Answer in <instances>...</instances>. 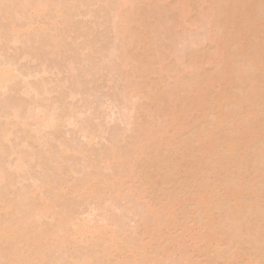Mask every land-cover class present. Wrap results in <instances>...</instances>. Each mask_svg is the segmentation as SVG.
Listing matches in <instances>:
<instances>
[{"label": "rangeland", "instance_id": "rangeland-1", "mask_svg": "<svg viewBox=\"0 0 264 264\" xmlns=\"http://www.w3.org/2000/svg\"><path fill=\"white\" fill-rule=\"evenodd\" d=\"M58 6L60 14L54 12ZM262 64L264 0H0V65L8 66L10 77L0 83V135L6 133L5 141L0 136V228L18 218L21 226L28 221L21 263L143 264L153 258L151 264H264V252L254 259L257 245L239 232L243 221L257 227L264 215V206L246 204L255 196L264 200V181L257 179L264 173L259 136L243 140L248 151H236L230 173L221 148L219 162L212 153H199L186 158L196 162L176 164L162 185L163 199L186 200L164 199L157 213L148 210L153 196L140 177L148 155L177 153L199 131L218 136L214 97L224 113L254 115L242 114L241 126L244 119L264 128ZM14 107L21 108V119ZM47 113L55 126L42 124ZM258 113L263 118L256 123ZM225 130L220 132L231 133ZM20 155L19 174L14 164ZM240 162L247 168L238 183H250L255 194L242 198L245 220L236 222L223 188L237 182ZM194 164L202 168L199 183L207 185L201 193L189 176ZM182 180L184 189L177 188ZM86 182L80 198L73 186ZM204 197L214 203L203 205ZM37 207L44 209L42 219ZM75 219L114 231L125 245L116 252L107 242L111 237L97 233L65 246L54 243L59 224ZM19 243L4 239L0 255L20 253Z\"/></svg>", "mask_w": 264, "mask_h": 264}, {"label": "bare ground", "instance_id": "bare-ground-1", "mask_svg": "<svg viewBox=\"0 0 264 264\" xmlns=\"http://www.w3.org/2000/svg\"><path fill=\"white\" fill-rule=\"evenodd\" d=\"M46 6H48V5H46ZM40 7H41V5H38V6H35L34 7V12H36V14L40 10ZM46 8L43 9L44 12H46V11L48 12V10H46ZM229 9H231V8H228V11H229ZM56 10L57 11L54 10V12L56 14L62 13V9L59 8V6H58V9H56ZM233 12H235V10L234 11L231 10V13H233ZM251 12L252 11H250V14L253 15V13H251ZM229 13H230V11H229ZM225 15H229V17H230L231 14L226 13ZM251 15H248V16H251ZM237 17L239 18L240 15L239 16L237 15ZM254 18H250V19L252 20ZM251 20H249V21H251ZM255 20H252V21L254 22ZM246 23L248 24V22H246ZM251 26H249V28H252ZM246 29H248V27L245 28L244 30H246ZM254 29H255V27H254ZM246 31L247 32L248 31L249 32L250 31L252 32V31H255V30H249L248 29ZM253 34L254 33L252 32V35ZM240 54H241V52H240ZM0 66H1L0 67V83L1 82L4 83L3 81H6L7 79L10 78L9 77V70H8V66L7 67L5 66L6 68L5 67L2 68V65H0ZM262 68H264V65L263 64H262ZM11 77H13V76H11ZM6 88H7V86H6ZM239 88H240V86H239ZM35 90H37V89H35ZM220 102H221L220 97H214L213 103L216 105L215 109L217 110V113H216V118H215V120L213 122V125H214L215 130L217 129L219 131L218 132V136H216V137L213 138V134H214L213 132L209 133L206 130L199 131L195 135V137L192 138L193 140L190 139L191 141H188V144L185 143L184 144L185 146L179 148L177 153H175V152L174 153H171V152L168 151L163 156H160L161 155V151L158 150L156 153L151 154V156L148 155L146 161H144L145 163L143 162V166L141 168L140 177L143 179L142 180L143 183H145V182L147 183L146 185H148V187H149L148 189H150V191L152 192L151 195L153 196V198L150 199V201L147 203L148 204V210L150 211V213H152V214L157 213L156 212L157 209L159 207H161L162 204H164V199L167 200L166 203H168V204H175V203L179 202V200L181 199L180 198L177 201L176 199H178V198H176V197H175L176 199L174 198L175 195H172L174 193L173 190H172L171 195L173 196L174 199L172 197H170V196H169V198H164L163 199V197H165L166 194L164 193V191L162 189V188H164V186H162V185H164L166 183L167 178H169L170 176H172V174H174V172H175L174 170L176 168V164L180 167V166H184L185 164L187 165V163L189 161L196 162V160H194V159H186V158H188L189 156H195V154L196 155L197 154L199 155V153H203L204 156H205V153H212V156H214V160L216 162H219L220 157H221V153L223 152L225 154V157H224L225 160H226V157H228L227 158V160H228L227 163L228 164L226 166V164H225L226 161H227L226 160L225 163H223L225 165V166H223L224 167L223 169H224V171L226 173H230L232 171V167H231L232 164L231 163H232V161H234L233 159L237 156L236 151L238 149H241V150H244V151H248L246 149V144L243 143V140L244 139L251 138V137L257 135V136H259V138H261L262 140H264V128H261V126L259 124H256V123H259V121L264 116L263 117L262 116L260 117L259 115H261V114L258 113V117L260 119L256 120V123H255L258 126H254V127L253 126L251 127L250 125L248 126L246 124L247 122L244 124V122H245V121H243L244 119L243 120L241 119V121L243 123L242 125H246V126H241V124H239L240 123L239 117H241L242 114H245L246 117H251V116L254 117V115H252V113H250L249 111H243V110H240V109L238 111L236 110L235 112H233L231 114L230 113L229 114L224 113L222 111V105L220 104ZM239 102L240 101H237L238 105L241 107V104L242 103L241 102L239 103ZM250 104H251V106L253 108L256 107V105H257L255 103V101L254 102H250ZM14 108H15V110H14L15 113H13V114H14L15 117H17L19 115V113L21 112L20 111L21 108L20 109L18 107H14ZM42 109H43V106H42ZM42 109L40 108V110H42ZM45 110H46V108H45ZM44 111H41V112L44 113ZM256 111L259 112V109H257ZM52 112H53V110H52ZM50 113L49 114L47 113L46 115L45 114H42L44 116V119H46L45 120L46 123L43 122L42 124L43 125L46 124V126H49L50 125L52 127V126H55L54 125L55 124L54 123V120L55 119L53 120V118H55V117H53L52 115H50ZM15 114H17V115H15ZM49 115L51 117H53V118L49 117ZM256 116H257V114H256ZM256 116H255V118H256ZM19 117H20V115H19ZM19 117H17L16 119H21V117L20 118ZM48 117H49V121L47 120ZM39 119H40V117H39ZM44 119H41L40 121H43ZM40 121H39V123H40ZM51 121H52L53 124L51 123ZM262 123H264V119H263V122ZM263 126H264V124H263ZM224 128H227L228 129V130H225V131H229V129H230L231 133L228 134L227 132L226 133L224 132L225 133L224 134L222 132ZM221 129H222V131L220 132ZM6 132H7V130H6ZM7 135H8V132H7ZM0 136L2 137L1 142L2 141H5V138H6L5 130L1 133ZM262 140H261V142H262ZM263 142H262V147L264 146ZM217 144H219V145H217ZM157 146L160 147L162 145H160V142H159V144H157ZM217 148H218V150H220L219 148H221V151L222 152L218 151ZM19 153L20 152H18V154ZM259 157L261 158V156H259ZM262 157H263V153H262ZM161 158H163V161H161L162 160ZM222 159H223V156H222ZM22 160H23V158H22L21 155L17 157V160L15 162L16 164H14L15 165L14 167L16 169V171H15L16 173L21 172V170L23 169V162L24 161H22ZM222 162H221V165H222ZM131 165L133 167H136L134 165V163L131 164ZM234 165H235V163L232 166H234ZM245 168H247V167L242 162H240L239 163V166H238L237 175H236V178H235V181H237V182L236 183L234 182V184L232 183L231 185L227 186L226 188H223V190H224L223 197H226L227 200L230 199V200L233 201V203L230 206L229 210H230V215L234 218V220L236 222H239V221L242 222L243 220H245L243 218V215H241V214H243V212H245V208H246L245 207V204L243 203L245 200L243 201L242 198H244V196H248V195L250 196V194H255V191L251 189L250 183L245 184V186H243L240 183H238L239 177L244 173L245 170H243V169H245ZM163 169H165L166 171L163 172L162 171ZM201 170H202V168H200V165L194 164L193 167H192V169L189 172L190 179H192L194 182H197L196 183V187L198 188V190H199L200 193L203 190H206L205 188H207V185L205 183H202V182L199 183V181L201 180V176H199V173H200ZM191 172H192V174H190ZM4 176H5L4 173L0 172V180H3L4 179ZM135 176L134 175L133 176L130 175V178H131L132 182H134L133 179L135 178ZM185 179L187 180V178H184L183 180H185ZM257 179L260 180V181H264V173L261 172L260 176ZM131 180H130V182H131ZM183 180H182V183L180 184L181 186L178 184V187L177 188L181 187L180 189H182V188L184 189V186H185L186 182H184ZM177 181H178V179H177ZM135 182H136V180H135ZM86 184H87V182H86ZM86 184L85 185L83 184L80 187H76V188H75L76 184H74L75 186H73V187H74L75 190H73V191H76L75 192L76 194H77V191H78V195H79V193L82 194V192H85L86 189L88 188L89 182H88L87 185ZM37 187H40V186H37ZM37 189H39L41 192H43L42 189H40V188H37ZM177 192H181V191H177ZM33 193L34 192H32V194ZM84 194H86V192L83 193V195H82L83 197L85 196ZM168 195H170V193ZM177 196H178V193H177ZM79 197L82 198L80 195H79ZM181 200H186V199L185 198H182ZM205 200H206L205 197L202 198V201L201 202L204 203L203 205L208 206L209 205L208 202L211 203V204L214 203V200L212 198H210V197H207V201L208 202H206ZM48 201H49V199H48ZM50 201H51V199H50ZM197 201H199V200H197ZM249 201H251V202L249 203ZM249 201H248V203H246V204H248L247 207L248 206H253L254 208H256V206H262V207L264 206V200L261 201L258 198H256V196L254 198L252 197L251 200H249ZM27 202L28 201H26V203ZM1 203H3V202H1ZM200 206H202V205H200ZM181 207H183V206H181ZM253 207H252V209H253ZM100 208H101V206H99V210H100ZM183 208H181L182 209L181 210L182 214L184 212L183 210H185ZM96 209H98V208L96 207ZM36 212H37V217H39V219H42L43 218L42 215L44 213V209H40L39 207H37ZM96 212H97V210H96ZM208 214H209L208 210H204L203 218L204 219L208 218ZM259 217H260V215H259ZM84 220H86V219H84ZM259 220H261L260 221L261 224H259L257 227H252L247 222L243 221V224L241 225L240 231H239L242 236L244 234L246 238H248L249 240L250 239L253 240L254 241V244L257 245L255 249H257V253H259L258 254V257L256 256L257 254H254V256H253L254 259H256V260H260V259L264 258V257L260 258V255L262 254V251L264 252V250H263L264 249V247H263L264 246V215L263 214L261 216V219L259 218ZM79 221L80 220L77 221L75 219V220H70L68 222L67 221L66 222H63L62 224L60 223L58 229L55 232H53V234H52V236H53L52 240L54 241V243H59L61 246H65V244H67V241H76L78 239H83L86 235H88V233H90L91 235H94L95 233H97L99 235V238L100 239H103V240L105 238H107V237H111L110 240H112V241H110V242L107 241L109 243V246L116 247L115 248L116 249V252H120L121 251V248L119 247V244H121V243L124 244V242L123 241H120V239L115 238V237H117V233H115L114 231L113 232L111 231V233H108V231L106 230L107 228L104 227V226H102L100 228V225H97V227H96L92 223L94 221H92V220L90 221V219H89V222L92 223L91 226H94V227L89 226V224L87 223L88 221H82V222H79ZM21 224H22L21 223V219L18 218L14 223H10L8 225L6 224L7 227L4 225V226H2V228H0V236H1L0 242H2L4 239H6V240H8V239L10 240L11 239L12 240V239L18 238V240H20V243H19L20 253H17L16 255H14V253L9 252L8 254L6 253L7 254L6 256H4L3 253H2L0 255V256L3 255L2 257H0V264H23V263H21V240H23V238H25L27 236L26 234L23 235V232H24L23 229H25V227L29 223L27 221L26 224H24V226H21ZM103 224H105V223H103ZM50 225L52 227V224H50ZM45 227L46 226H42L40 228H45ZM41 231H42V229H41ZM32 237H35V239H38L37 237H39V236H37V234H34L33 233L32 234ZM178 237L181 238L182 236H178ZM26 239H28V241H30V237L29 236ZM49 239L51 240V238H49ZM115 240H116V242H115ZM160 241L162 242V240H160ZM51 246H58V245L52 244ZM23 247L24 246L22 245V248ZM23 253L24 252L22 250V254ZM44 257H45V254H42L41 257H38L36 259L37 260L39 258L43 259ZM137 258H138L137 256H133V259H136V260H133V261H135V263H138L139 262V259H137ZM152 259H149V261H145V263H143V264H151L150 261H152ZM261 261H264V259H262ZM75 263L76 264H90L85 259L82 260V261H75Z\"/></svg>", "mask_w": 264, "mask_h": 264}]
</instances>
